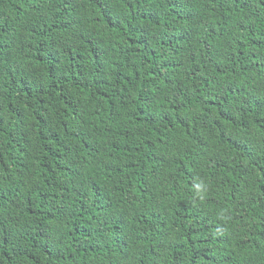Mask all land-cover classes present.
I'll list each match as a JSON object with an SVG mask.
<instances>
[{
	"label": "trees",
	"instance_id": "1",
	"mask_svg": "<svg viewBox=\"0 0 264 264\" xmlns=\"http://www.w3.org/2000/svg\"><path fill=\"white\" fill-rule=\"evenodd\" d=\"M0 264H264V0H0Z\"/></svg>",
	"mask_w": 264,
	"mask_h": 264
}]
</instances>
